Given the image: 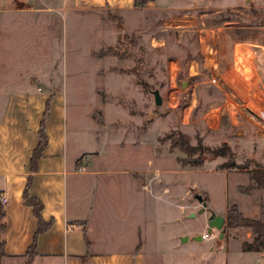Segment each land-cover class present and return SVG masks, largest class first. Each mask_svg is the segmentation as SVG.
Wrapping results in <instances>:
<instances>
[{"label": "rangeland", "instance_id": "rangeland-1", "mask_svg": "<svg viewBox=\"0 0 264 264\" xmlns=\"http://www.w3.org/2000/svg\"><path fill=\"white\" fill-rule=\"evenodd\" d=\"M152 1L161 9L135 18L147 32L126 35L117 47L121 60L109 57L103 68L90 57L100 48L95 34H87L88 27L74 16L66 26L63 22L50 49L58 65L54 80L67 98L68 127L74 131L77 115H84L100 149L105 142L135 137L152 148L154 168L161 170L154 180L167 183L183 206L182 214L164 204L155 209L153 223L158 240L167 244L165 257L183 264H264V247L256 250L258 236L246 228H230L227 222L233 206L243 217L264 222V189L251 180L252 174L264 172V140L255 125L264 120V0ZM183 12L196 16L198 32L182 34L190 24L184 19L159 26L158 18ZM116 24H106L110 40L114 33L131 30V23L122 31ZM25 35L20 50L14 41L0 43L2 64L17 68L34 55L32 37ZM109 39L105 48L112 46ZM39 45L45 50L47 43ZM110 50L106 53L114 52ZM169 60L178 66L172 63L168 69ZM114 64L121 66L120 73H106L107 65ZM4 76L22 80L21 71ZM211 76L220 90L209 83ZM155 90L162 99L159 107L154 104ZM134 113L151 114L145 130L132 125L143 121L129 123L127 117ZM181 136L188 138L193 153L185 159L201 161L199 168L177 163L185 156L171 146L174 140L182 143ZM200 147L217 154L201 155ZM196 195L206 201L202 213ZM210 213L224 218L223 237L213 230L212 238L198 241L209 234Z\"/></svg>", "mask_w": 264, "mask_h": 264}, {"label": "crops", "instance_id": "crops-1", "mask_svg": "<svg viewBox=\"0 0 264 264\" xmlns=\"http://www.w3.org/2000/svg\"><path fill=\"white\" fill-rule=\"evenodd\" d=\"M160 9L153 1L137 9L134 0H0V43L14 41L20 50L27 34L34 50L29 61L21 60L17 68L0 62V195L7 199L3 205L5 257L0 264L28 262L27 251L38 227L22 196L29 178V195L43 205L42 220L52 222L51 228L35 239L30 264H82L84 258L87 264H183L165 257L167 244L160 243L153 223L157 205L179 208L180 214L183 206L178 205V193L175 198L167 183L154 180L161 170L154 168L152 148L135 137L105 142L100 149L84 115H77L76 129L70 130L67 98L54 80L58 65L50 49L63 22L66 26L69 16H74L84 29L88 27L87 34H95L100 48L90 57L103 68L109 57L121 60L117 47L126 35L147 32L144 23L135 18ZM184 13L158 18L159 26L165 27L171 19H184L190 24L184 25L182 34L198 32L196 16ZM108 22H117V31L131 23V30L114 33L110 40ZM108 39L112 46L105 48ZM42 41L47 43L45 50L39 45ZM148 41L153 47L154 39L149 36ZM111 48L114 52L106 53ZM172 63L178 66L169 60L168 69ZM105 69L106 73H120L121 66L107 65ZM14 70L21 71V81L4 76ZM48 101L44 124L47 146L32 174L30 160ZM127 118L129 123L143 121V125L132 124L142 131L151 114L134 113ZM230 120L232 124L231 116ZM121 153L125 157H120ZM183 198L181 195V202Z\"/></svg>", "mask_w": 264, "mask_h": 264}, {"label": "trees", "instance_id": "trees-1", "mask_svg": "<svg viewBox=\"0 0 264 264\" xmlns=\"http://www.w3.org/2000/svg\"><path fill=\"white\" fill-rule=\"evenodd\" d=\"M149 2H152V0H134V6L137 9H142ZM111 51L112 50H110V52ZM48 112H49V101L46 103L45 111H44V114L42 116V120L40 123V129H39L38 134H37L38 145L34 149V151L32 153L31 160H30V172L32 174L36 172L37 163L40 160V158L42 157L44 149L47 146V137H46L45 131H44V124H45V120L48 116ZM181 139H182V143L179 144L178 141L174 140L172 143V146H171L173 149H178L185 156L183 159L178 158L177 163L180 164L182 167H186V166L190 165L193 168L194 167L199 168L202 165L201 161L189 162V161H187V159H185V158L191 157L193 155V153L191 152V147L188 144V138L186 136L185 137L181 136ZM200 152H201V155H203V154H211V155L217 154L216 150H210L208 148H202L201 149V147H200ZM251 180L256 183V188L264 189V172H258V173L252 174ZM30 182H31V179L29 178L27 185L23 191L22 196H23V200L25 201L26 205L32 208L33 215L37 219L38 227H37V231H36L35 236H34L33 244L31 245V247L27 251V256H28L27 264H30V262L34 256L35 239L39 235H41V234L45 233L47 230H49L52 226V222H45L41 218V211L43 209L42 203L38 199L31 197L29 195ZM232 214H233V216H232ZM3 218H4V209H3V205L0 202V262H1L2 258L5 257L4 241L2 239V235H3V232L5 230ZM227 222H228V225L230 228H246V229L252 231L254 234H256L259 238L258 245H256V247L258 248V249H256L257 251H260L262 249V247H264V222L263 221L247 219V218L243 217V215L241 214V212L237 206H233L231 209V213L229 214V216L227 218ZM243 250L245 252L247 251L246 245L243 246ZM86 260H87L86 258L82 259V264H87Z\"/></svg>", "mask_w": 264, "mask_h": 264}, {"label": "water", "instance_id": "water-1", "mask_svg": "<svg viewBox=\"0 0 264 264\" xmlns=\"http://www.w3.org/2000/svg\"><path fill=\"white\" fill-rule=\"evenodd\" d=\"M153 98H154V104L155 106L159 107L162 105V99L161 96L159 94V92L157 90L152 92ZM250 113L253 114L252 111H249ZM195 199L197 200V202L199 204L202 205V211H200L201 213L205 210L206 208V202L205 199L202 198L201 196L196 195ZM223 225H224V218L219 217V216H215L214 213H210V216L207 218V228H208V233H210L213 230L219 231L220 235H219V239H222L223 234L225 232V230L223 229ZM198 241H201V237L197 238Z\"/></svg>", "mask_w": 264, "mask_h": 264}, {"label": "built area", "instance_id": "built-area-1", "mask_svg": "<svg viewBox=\"0 0 264 264\" xmlns=\"http://www.w3.org/2000/svg\"><path fill=\"white\" fill-rule=\"evenodd\" d=\"M209 83H210L213 87H215L217 90H220L219 86L216 84V79H215L214 77L211 76V78H210V80H209ZM227 112H228V110H227ZM228 117H229V121L231 122V120H230V116H229V115H228ZM236 120H237V119H236ZM248 121H249V120H248ZM255 125H256V128H257L258 136H259L261 139L264 140V120H259ZM0 202H1L2 205H5L6 202H7V199H6L4 196L0 195ZM212 237H213V236H212V234H211V232H210L209 234H204V235H202V236H201V239H202V240H208V239H210V238H212Z\"/></svg>", "mask_w": 264, "mask_h": 264}]
</instances>
